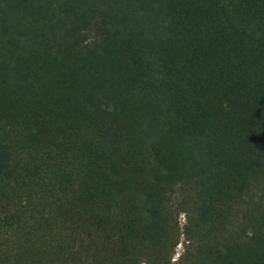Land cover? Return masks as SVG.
Returning a JSON list of instances; mask_svg holds the SVG:
<instances>
[{
	"label": "trees",
	"instance_id": "16d2710c",
	"mask_svg": "<svg viewBox=\"0 0 264 264\" xmlns=\"http://www.w3.org/2000/svg\"><path fill=\"white\" fill-rule=\"evenodd\" d=\"M0 264H264V0H0Z\"/></svg>",
	"mask_w": 264,
	"mask_h": 264
},
{
	"label": "rangeland",
	"instance_id": "374dc122",
	"mask_svg": "<svg viewBox=\"0 0 264 264\" xmlns=\"http://www.w3.org/2000/svg\"><path fill=\"white\" fill-rule=\"evenodd\" d=\"M185 215L183 214L182 216H181V223H184L185 221ZM182 240L184 241V237H182ZM184 250V243L183 242H181L180 244H179V246H178V248H177V254H176V257H178V256H180V253L182 252Z\"/></svg>",
	"mask_w": 264,
	"mask_h": 264
}]
</instances>
